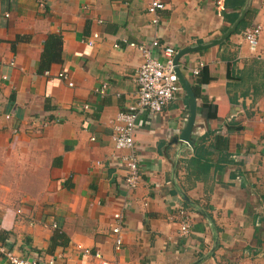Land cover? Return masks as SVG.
Masks as SVG:
<instances>
[{
	"label": "crops",
	"instance_id": "obj_1",
	"mask_svg": "<svg viewBox=\"0 0 264 264\" xmlns=\"http://www.w3.org/2000/svg\"><path fill=\"white\" fill-rule=\"evenodd\" d=\"M152 1L46 0L41 8L36 0H0V244L32 264H99L85 248L115 264H192L217 241L200 264H264V0H253L245 25L226 43L180 60L191 86L209 79L196 97L194 149L179 140L185 91L162 112H141L135 147L142 182L131 190L126 152L112 137L145 62L130 45L159 41L179 52L209 43L247 0L222 7L160 0L157 24ZM255 26L262 34L252 51L244 32ZM51 36L61 40L60 61L45 56ZM153 55L162 58L159 48ZM181 209L190 219L186 235ZM117 213L124 218L119 252ZM55 229L70 243L49 254ZM0 264L11 263L0 257Z\"/></svg>",
	"mask_w": 264,
	"mask_h": 264
},
{
	"label": "built area",
	"instance_id": "obj_2",
	"mask_svg": "<svg viewBox=\"0 0 264 264\" xmlns=\"http://www.w3.org/2000/svg\"><path fill=\"white\" fill-rule=\"evenodd\" d=\"M36 1L41 8H45L46 0ZM224 2L225 0H217L219 7H222ZM163 9H165V5L160 0H154L149 5L148 12L154 16L153 22L155 24L159 22L157 12ZM261 34V26L249 28L244 32V38L252 51L257 50ZM99 37L100 35L95 33L93 37L88 40V44L94 46L96 39ZM130 46L137 48L142 53L145 57V62L136 70V82L138 85L137 94L129 105L128 110L120 112L117 115L114 121V134L112 137L116 150L126 152L121 157L126 167L125 182L131 190H136L142 182L140 160L135 147L137 119H139L141 112L144 110L155 113L162 112L165 107L185 90L175 72L174 59L178 53L176 49L169 46L162 47L159 41H154L151 46L146 44L137 45L135 43H132ZM155 48L161 50V59L153 55V49ZM9 66L15 67V62L12 61ZM45 74H47V76L49 75L48 72ZM195 74H199V70H195ZM60 78L64 81H68L69 86H74V83L67 73L62 72ZM3 79L7 80L8 77L3 75ZM104 88L105 87L98 89V91L102 93ZM85 108L88 109V106H85ZM7 118L11 119V115H7ZM180 216L182 218L181 232L183 235H186L190 232L188 212L181 209ZM114 221L115 224L112 227V234L114 236L115 250L119 252L123 247V215L121 213L115 214ZM54 227L56 228L57 226L54 225ZM83 253L85 256H93L98 260L99 264H115L106 259L102 253L98 251L93 253L91 249L85 248L83 249ZM0 257L8 259L11 264H32L28 259L18 256L14 251L8 250L2 244H0ZM49 264H55L54 259H51Z\"/></svg>",
	"mask_w": 264,
	"mask_h": 264
},
{
	"label": "water",
	"instance_id": "obj_3",
	"mask_svg": "<svg viewBox=\"0 0 264 264\" xmlns=\"http://www.w3.org/2000/svg\"><path fill=\"white\" fill-rule=\"evenodd\" d=\"M253 0H247L245 3V6L243 7L239 17L235 19L236 21L231 24V26L228 28L227 31L223 33L222 36L219 38L205 44H198V45H191L189 47H186L184 49H181L175 59H174V65H175V72L176 75L182 84L186 94H187V113L184 118V123H183V128L181 131V134L179 136V140L189 144L193 149L195 147V144L198 139H194V128H195V123H196V116H197V98L196 95L192 89V86L189 82V80L184 76L182 73L181 67H180V60L183 59L186 55L192 54V53H197L201 51H205L207 49L213 48L220 46L224 43H226L230 37L237 31L238 27L240 24L244 21L243 19L246 18L248 12L250 11L251 5H252ZM178 141V140H177ZM184 200H186L189 204L190 201L188 197L184 195ZM209 218V217H208ZM217 245L218 241L216 243V246L210 251L208 255L203 257L202 259L197 260L196 262L192 264H200L202 263L205 259L211 257L215 251L217 250Z\"/></svg>",
	"mask_w": 264,
	"mask_h": 264
},
{
	"label": "trees",
	"instance_id": "obj_4",
	"mask_svg": "<svg viewBox=\"0 0 264 264\" xmlns=\"http://www.w3.org/2000/svg\"><path fill=\"white\" fill-rule=\"evenodd\" d=\"M245 25V23H242L238 30L235 32L237 34L241 28ZM61 40L60 38L56 36H51L49 40L46 42L45 46V56L48 57V59L52 61H60L61 56ZM202 74H206V70L202 69ZM209 82V79L207 76H204L202 80H198L192 84V89L196 95V97L199 95V88L201 84H206ZM70 243L69 237L66 235L65 232L61 231L60 229H55L54 235L51 239L50 248L48 249L49 254H53L57 247L62 246L66 247Z\"/></svg>",
	"mask_w": 264,
	"mask_h": 264
}]
</instances>
